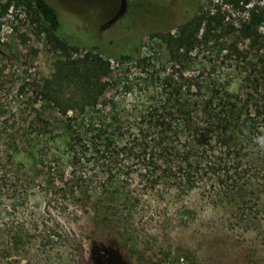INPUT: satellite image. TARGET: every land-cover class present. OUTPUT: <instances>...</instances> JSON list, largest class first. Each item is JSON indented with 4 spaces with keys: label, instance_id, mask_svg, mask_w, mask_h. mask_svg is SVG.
Returning a JSON list of instances; mask_svg holds the SVG:
<instances>
[{
    "label": "rangeland",
    "instance_id": "1",
    "mask_svg": "<svg viewBox=\"0 0 264 264\" xmlns=\"http://www.w3.org/2000/svg\"><path fill=\"white\" fill-rule=\"evenodd\" d=\"M6 1L0 0V10ZM31 1L13 0L0 16V264H264V161L260 170L249 167L259 149L251 144L235 157L242 163L239 169L233 166L227 174L210 172L191 190L138 191L134 184L127 185L129 192L141 194L142 201L136 204L102 201V178L106 177L102 157L92 158L81 168L91 185L73 175L65 177L68 183L61 188L52 175L57 171V157L52 153L57 151L53 143L58 129L43 124L50 120L57 125L56 118L62 115L42 91L69 54L61 50ZM49 1L58 5L68 26L66 36L83 39L81 44L90 47L99 42L93 38H98L100 31L95 28L101 14H117L121 7L117 0ZM128 1L130 5L132 0ZM227 2L201 0L199 4L223 16L230 10ZM133 9L134 17L126 13L109 29L102 28L99 52L111 57L114 67L127 68L113 56L119 51L117 44L131 33L128 27L139 22L146 24L139 26L141 54L149 58L145 64H168L164 40L168 33L177 34L175 26L187 9L175 4L160 14L151 0H137ZM227 40L226 35L198 46L187 72L203 75L207 85L216 81L236 94L242 89L243 74L224 62ZM84 46L79 52H87ZM77 56L71 53V58ZM129 70L136 72L134 67ZM74 88L71 83L63 90L69 93ZM144 89L137 83L132 91L111 86L107 96L122 99V111L131 113L149 104ZM141 92L146 93L145 99ZM91 113L101 119L102 105ZM61 162L62 169L68 170V160ZM231 177L238 187L226 185ZM89 195H97L102 202Z\"/></svg>",
    "mask_w": 264,
    "mask_h": 264
},
{
    "label": "trees",
    "instance_id": "2",
    "mask_svg": "<svg viewBox=\"0 0 264 264\" xmlns=\"http://www.w3.org/2000/svg\"><path fill=\"white\" fill-rule=\"evenodd\" d=\"M200 2L178 3L188 14L176 24L177 34L168 33L164 40L169 65L145 64L149 58L142 56L138 37L136 46L113 56L119 66L127 68L114 67L111 57L101 55L98 43L84 46L83 39L66 36L64 28L68 26L46 0L29 3L49 25L61 50L69 54L57 64L52 80L42 91L62 115L60 120L56 118L57 125L50 120L43 124L58 129L53 143L57 151L51 152L54 159L57 157V171L52 175L61 188L68 183L65 177L73 175L91 185L90 179L81 175V168L94 157H102L106 176L102 178V201L110 204L142 201L141 194L129 192L127 185L134 184L138 191L191 190L210 172L230 173L233 166H242L235 157L247 144L259 148L256 162L249 167L260 170L264 161V0H228L230 10L223 16L204 10ZM12 3L6 1L0 16ZM226 35L224 62L243 74L242 89L236 94L216 81L207 85L203 75L187 72L191 53L198 46ZM81 46L87 52H79ZM72 52L79 56L71 58ZM130 67L136 72L130 73ZM71 83L74 90L65 92L64 87ZM136 83L145 87L150 102L131 113L123 112L122 99L107 96V90L123 86L132 91ZM141 94L145 99L146 93ZM101 105L100 119L91 110ZM65 159L68 170L62 169L61 160ZM226 181V185L238 187L239 182L232 177ZM89 196L102 202L97 195Z\"/></svg>",
    "mask_w": 264,
    "mask_h": 264
},
{
    "label": "flooded vegetation",
    "instance_id": "3",
    "mask_svg": "<svg viewBox=\"0 0 264 264\" xmlns=\"http://www.w3.org/2000/svg\"><path fill=\"white\" fill-rule=\"evenodd\" d=\"M46 1L59 13V11L57 10L58 5H56L55 3L50 2L49 0H46ZM132 1L133 2H131V6H130L128 0H117V2L121 5L119 13L112 14V11H110V12H108L106 14H103V15L101 14L100 23H99L98 27L95 28V32H96V30H97V32L98 31H100V32H98L99 34L96 35L98 38H93L94 40H96V42L99 41L97 43L101 44L102 36H100V34L102 33V28L103 27H106V26H108L110 24L111 25H115L118 22V20L123 19L126 16V13H129L131 16L134 17L135 14L133 12V10H134L133 7L137 3V0H132ZM151 1L153 3H155L156 6L160 9V11H159L160 14H164V11L169 9V7L174 6L175 4L180 3V1L183 2V3L185 2V0H151ZM108 8L110 10H112L113 6L111 5ZM125 10H127V12H125ZM128 11H130V12H128ZM120 16H121V18L119 19ZM156 17H158V16H156ZM102 18H103V22H102ZM133 22H136V20H134ZM139 26H144L145 27L146 24H139V22H137L133 26H131V27L129 26L128 27V29L132 28V31L125 39H123L121 42H119L117 44L119 52H125L127 49L133 48L134 46L137 45L138 37H141V35L143 34L142 32H140L141 29H139ZM106 29H109V26L106 27ZM91 33L92 32H89V35H88V38L90 40H91V37H92ZM108 42L110 44H113L114 40L110 39V40H108Z\"/></svg>",
    "mask_w": 264,
    "mask_h": 264
}]
</instances>
